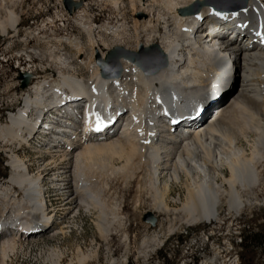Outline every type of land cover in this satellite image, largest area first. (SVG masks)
I'll return each instance as SVG.
<instances>
[{
  "label": "bare ground",
  "instance_id": "obj_1",
  "mask_svg": "<svg viewBox=\"0 0 264 264\" xmlns=\"http://www.w3.org/2000/svg\"><path fill=\"white\" fill-rule=\"evenodd\" d=\"M100 1L111 7L116 15L120 16L124 10L141 15V21L133 20L131 23L134 49L138 46L139 34L145 36L146 47L156 46L153 38H157L158 49L165 56L167 67L154 75H144L135 65L121 60V78L102 79L93 64L94 53H100L102 58L117 45H96L91 38L93 30L84 26L85 24L75 22L86 21L84 10L76 11L73 18L77 20H73V24L76 23L89 39V55L86 61L82 63L78 60L83 52L82 43L79 40L70 42L67 39L64 46L72 62L60 56L52 58L51 54L49 55L52 62L67 70V75L60 74L53 82L45 83L44 80L45 84H32L25 91H21L23 107L15 114H9L7 126L0 128V142L7 148L4 149L5 152L11 153L8 165L12 172L6 185L0 187V264H7L21 250L18 241H25L27 237L16 240V234L27 233L30 236L35 233L37 238L32 237L29 241H53L58 235L64 234L63 229L53 228L54 226L47 231L39 230L41 227H47L50 219L49 217L43 220L46 215L42 202L44 182L48 177L58 192L61 203H64L63 208L68 211L66 215L73 213L77 208H99L100 215L97 216L96 227L102 235H106L109 230L106 227L107 217L102 213L96 187L90 183L88 173L94 166L101 169L108 167L107 161L115 156L123 162V169L130 166L134 160L147 168L150 189L156 200L154 214L158 213L172 220L180 214L182 222L190 226L198 225L202 221L210 223L217 220L218 208L222 201L229 214L237 215L242 208L251 206V200H256L253 190L258 183L257 164L264 158V0H246L247 4L243 9L221 14L233 23L241 22L245 25L255 39L260 38L262 49H249L243 42L241 47L223 43V51L219 56L209 53L199 45L201 33L198 30L195 32V40L188 36V31L193 25L214 26L219 22L210 9L202 7L196 16H182L179 13L204 0ZM8 9L6 17L0 22V35L7 37L9 30L17 29V17L13 7ZM59 18L63 17L57 16V22H61ZM161 24L162 32L159 33L157 27ZM126 26L123 22L113 32L104 30L103 33L117 41L127 32ZM14 38L11 36L9 39ZM208 39H211L208 41L210 43L215 42L213 37ZM41 40L44 39L40 38ZM44 43L46 46L49 44ZM59 47L61 42L55 41V48ZM222 48L219 46V49ZM64 49L60 51L63 52ZM25 55L27 56L26 53ZM26 58L30 59L29 56ZM223 59L233 66L226 68ZM72 63L78 67L82 66L89 76L79 78L76 72L74 73L75 67H72ZM31 64L30 62L26 65L28 69L23 71V74L32 75L35 72ZM227 70L233 73L232 77L226 84L223 81L221 89H215L214 93L231 88L217 105V112L213 117L205 119L201 126L196 127L195 131L184 138L172 135L165 143L160 137L153 146L146 144V131L152 119V109L163 107L176 117L193 112L205 92L204 89L217 84ZM201 92L203 94L199 99H195L197 103L194 109V104L178 98L180 93L181 97L187 99V96ZM184 107L193 111L182 112L181 108ZM58 109L62 110L61 118L64 116L61 123L66 125L62 128L70 131L75 138L73 141L66 140L65 149L49 155L52 160L58 157V161L50 162L51 164L40 163L39 171L33 175L29 172V161H24L11 149L13 147L20 150L22 144H28L26 139L37 111ZM120 111H124L122 116L126 115L122 120L120 135L103 141H81L78 138L79 129L88 134L93 133L94 129H97L98 120L101 122L99 128H103L104 123L116 119ZM75 112L81 121V127L74 124V117L67 119V116L70 117V114ZM122 116L120 118H123ZM248 139H251L252 152L250 158L246 159L243 148L238 146V140L248 143ZM35 152L43 154L38 150ZM49 165L53 167L48 168ZM60 165L65 167L59 168ZM223 170L228 172L227 178L223 176ZM52 171L55 173L51 175ZM172 185L182 186L185 192L183 201L179 198L171 200L172 203L180 204L179 209L168 207L165 203V197ZM50 254V264H60V256L56 255L54 250H51ZM78 257L77 264L94 258Z\"/></svg>",
  "mask_w": 264,
  "mask_h": 264
},
{
  "label": "rangeland",
  "instance_id": "obj_2",
  "mask_svg": "<svg viewBox=\"0 0 264 264\" xmlns=\"http://www.w3.org/2000/svg\"><path fill=\"white\" fill-rule=\"evenodd\" d=\"M73 2L84 4L77 12L84 10L86 21H75L77 19L73 17L77 12L69 16L63 7V0H0V22L6 17L8 8L13 7L17 17L16 31L9 30L7 32L9 37L0 35V128L7 126L9 114H15L23 107L21 91L26 89L20 90V76L29 75L30 86L44 83V80H46L45 83L53 82L60 77V74L67 75V70L52 62L49 56L50 54L52 58L60 56L72 62L64 46L67 39L70 42L79 40L82 43L83 52L78 60L82 63L86 61L89 55V39L75 25L76 23L85 24L84 26H89L93 30L91 38L96 45L99 46L101 43L108 46L117 45L102 58L100 53H94L93 64L98 71L99 67L95 59L103 60L113 49L121 48L137 53L138 49L155 46L146 47L145 36L139 34L138 46L134 49L131 23L133 20L141 21L143 19L141 15L131 14L127 10H124L120 16L116 15L111 7L100 0ZM57 16L63 17L58 19L61 22H57ZM123 22L127 25V32L121 39H118L119 41L103 33L104 30L108 33L113 32ZM162 27V24L158 25L159 33L162 32ZM11 36L15 38L9 39ZM40 38L44 40L40 41ZM153 39V43H156L155 47L158 48L157 38ZM55 41L61 42V47L56 49ZM44 42L49 44L46 46ZM62 48H65V51H60ZM24 52L30 59L26 58ZM30 62L35 72L32 75L23 74V71H27L26 65ZM72 67H75L73 68L74 73L76 72L79 78L89 76L82 66L78 67L72 63ZM92 68L93 66L89 68V72ZM121 76L122 73L120 78ZM203 92L187 96L188 100L181 97L180 93L178 98L183 102L188 101L189 104H194V109L197 103L195 99H199ZM193 109L184 107L181 111H193ZM238 143V146L243 148L246 159H249L252 152L251 139H248V143L243 140H238ZM4 149L7 150L1 143L0 187L6 185L12 174L8 165L11 153L5 152ZM11 151L24 161H29L27 164L31 167L29 171L33 175H36L43 162L51 164L50 162L59 160L58 157L52 160L44 153L37 154L35 152L37 150L33 147L25 149L20 146V150L12 147ZM42 152L46 153V151ZM261 161L257 164L258 183L253 190L256 200H251L250 207L242 208L237 215L229 214L222 201L218 208L217 220L210 223L202 221L198 225L190 226L182 222L180 214L177 215L178 219L180 217L179 220L177 218L172 220L158 213L154 214L153 208L156 200L150 189L149 173L144 165L141 166V162L134 160L130 166L123 169V162H120L116 156L112 157L110 161H107L108 167L101 169L94 166L88 173L90 183L96 187L102 213L107 217L106 227L109 230L106 235H102L96 227L97 216L100 215L99 208L90 207L88 210L77 208L73 213L66 215L68 211L65 207L63 208L64 203H61L58 192L48 177V180L44 182L46 200L51 201V214L48 217L57 213L60 219L59 228L63 229L64 234L58 235L53 241L45 239L18 241L22 248L7 264H50L51 250L60 256V264H77L78 256L94 257L83 264H203V262L264 264V158ZM65 165L58 167L62 168ZM50 167L53 165H49L48 168ZM53 173L55 172L52 171L50 174ZM222 174L228 177L226 170H223ZM184 196L182 186L172 185L165 197V203L168 207L179 209L180 204L172 203L171 200L179 198L183 201ZM147 213L156 218L153 228L142 221ZM257 233L260 234L262 244L243 240Z\"/></svg>",
  "mask_w": 264,
  "mask_h": 264
},
{
  "label": "water",
  "instance_id": "obj_3",
  "mask_svg": "<svg viewBox=\"0 0 264 264\" xmlns=\"http://www.w3.org/2000/svg\"><path fill=\"white\" fill-rule=\"evenodd\" d=\"M246 0H205L201 3H195L182 11L180 15L196 16L202 7L209 8L214 13H227L230 11L240 10L245 7ZM83 6L82 2L74 3L72 0H63V7L70 16ZM139 52V53H138ZM137 53L125 51L123 49H113L103 59H95L96 65L99 67V74L102 79L119 78L122 70L119 65L120 60L128 61L138 67L144 75H154L159 70L167 67L165 56L157 47L147 49H138ZM29 75L20 76V90H24L29 86ZM143 223L153 228L156 224V218L147 213L143 217Z\"/></svg>",
  "mask_w": 264,
  "mask_h": 264
},
{
  "label": "trees",
  "instance_id": "obj_4",
  "mask_svg": "<svg viewBox=\"0 0 264 264\" xmlns=\"http://www.w3.org/2000/svg\"><path fill=\"white\" fill-rule=\"evenodd\" d=\"M245 239H246V240H249L250 242H251V241H254V242L256 241L257 243L259 242L260 244H262V242H263V241L260 239V234H258V233L255 234V235H252V236L249 237V238L246 237V238H244L243 240H245Z\"/></svg>",
  "mask_w": 264,
  "mask_h": 264
},
{
  "label": "snow or ice",
  "instance_id": "obj_5",
  "mask_svg": "<svg viewBox=\"0 0 264 264\" xmlns=\"http://www.w3.org/2000/svg\"><path fill=\"white\" fill-rule=\"evenodd\" d=\"M214 15H220V13H213ZM100 124H101V122L98 120L97 121V131L99 130V127H100Z\"/></svg>",
  "mask_w": 264,
  "mask_h": 264
}]
</instances>
